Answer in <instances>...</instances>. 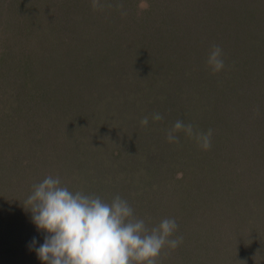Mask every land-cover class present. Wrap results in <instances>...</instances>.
<instances>
[{
	"label": "trees",
	"instance_id": "1",
	"mask_svg": "<svg viewBox=\"0 0 264 264\" xmlns=\"http://www.w3.org/2000/svg\"><path fill=\"white\" fill-rule=\"evenodd\" d=\"M130 1L99 0L94 10L93 0H0L4 29L18 36L10 62L38 67V89L26 98L0 77V204L26 201L50 164L47 175L71 191L107 202L119 195L149 227L234 215L240 229L231 222L223 231H235L241 249L246 229L264 234L262 183L235 156L239 138L264 120V0H166L143 17ZM213 45L225 64L215 74L206 63ZM177 120L211 129L210 150L182 131L173 143L183 148L173 147L167 132ZM252 153L264 168V150ZM191 158L197 173L172 187V170H192Z\"/></svg>",
	"mask_w": 264,
	"mask_h": 264
},
{
	"label": "clouds",
	"instance_id": "2",
	"mask_svg": "<svg viewBox=\"0 0 264 264\" xmlns=\"http://www.w3.org/2000/svg\"><path fill=\"white\" fill-rule=\"evenodd\" d=\"M92 7H100L99 0H93ZM206 63L213 74L224 69L220 46L211 47ZM162 119L159 113L152 116L154 121ZM140 123L147 126L149 117ZM181 131L202 150H210L211 129L197 133L191 123L177 120L167 132L168 142L178 143L176 133ZM23 205L37 228L47 233L44 243L34 249L44 264H157L166 246L175 249L182 242V237L171 239L178 229L175 219L164 218L149 228L121 196L107 202L98 195L71 191L58 176L49 175L33 185ZM36 243L34 238L30 247Z\"/></svg>",
	"mask_w": 264,
	"mask_h": 264
},
{
	"label": "rangeland",
	"instance_id": "3",
	"mask_svg": "<svg viewBox=\"0 0 264 264\" xmlns=\"http://www.w3.org/2000/svg\"><path fill=\"white\" fill-rule=\"evenodd\" d=\"M165 1L166 0H131L130 2H132V4H129V6L133 7V10L137 14V16L143 17L148 15L149 11H151L152 8H156L155 12H157V3L165 4ZM176 1L181 4H186L188 2L187 0ZM241 1L242 0H238L239 3ZM246 2L249 3L247 0H245V3ZM141 5H143V7H141ZM175 22L176 20L173 21L172 24H174ZM2 23L3 19L0 18V77L5 76L7 79H9L8 83L3 82V84L8 87L3 88L6 89V91L8 89H13L14 92H21L23 98H26V95L28 93L27 89L33 86L29 89L32 91V93H34L38 89V84L36 83L38 76L34 74V72H38V67L32 71L24 70L25 68H23L21 64H19L18 67H15V64L10 62V60L13 59V52L16 49L15 44L18 40V36L14 34V36L11 37L9 33L5 31ZM2 60H4L5 62L2 63ZM179 104L180 102L174 103L171 107ZM241 120L242 118L240 119V124H238L237 126L239 127V130L240 126L244 128L243 130H245V126H243L244 124ZM263 123L264 120L262 118L260 119L259 124L254 125L253 128H248L249 131L247 135L244 136L245 140L242 141L241 138H239V141H237L236 149L238 150L235 153L236 157L240 156V164H252L256 173L257 183H262V189L259 195V198L261 200L264 198V168L261 164V161H258L253 157L252 152L256 150L262 152L264 150ZM243 133L244 132H242V134ZM173 147H175L176 149H180V147L181 149L183 148L182 145L179 146L176 143H173ZM25 151H21L23 158H31L32 152H30L29 149H26ZM188 160V158L182 159L183 162H187ZM17 162L18 161H16L14 166L19 167ZM193 162L194 168L192 170H187L183 167H175L172 170L174 185L172 187L177 186L178 188V186H180L179 182L185 181V175L188 172L197 173V169L195 168L197 166V162H195V159L191 158V165ZM258 163L259 167L257 169ZM31 165H33L32 162ZM50 168V164L48 166L43 165V169H40L39 173H35V177L37 179L36 182H40L45 177L52 175L50 174V172L47 175V172ZM28 170L29 171L25 172H31L30 170L32 169ZM243 171L244 170L242 168H238L239 173H242ZM36 182L33 183V185L37 184ZM184 187L190 188L189 184L187 183L184 184ZM10 192L11 193L9 194V196L12 194V191ZM190 196L191 193L189 194V197ZM240 196L241 195H239L238 200L244 198L243 196ZM2 203L3 201L0 204V264H44V262L38 258L34 249L35 247H39V245L44 243V238L47 233L40 231L34 224V222L32 221L31 211L27 210L23 205L25 201L23 200L21 202L20 199H5V203ZM183 209L186 210L185 208ZM23 210H25L26 213ZM232 212L234 211L228 210L227 212L223 213L231 214ZM219 215L221 214L217 213L216 216H212L211 218L208 215L204 216L203 222L205 223L203 224L201 221L200 223H193L191 221H188V226H186L185 228L178 227L177 231L173 234L171 239L182 237V242L175 249H171L166 246L162 250L157 264H264V234L263 236H261L246 229L244 231L243 237L244 245L241 243L243 246L241 245L242 248L239 249V235H237L233 230L223 231L230 226L231 222L233 224V227L236 226L235 216L231 215L228 218ZM216 223H218V228H215ZM205 224L207 226V229L210 228L208 230L209 232L207 233L204 232L206 228ZM146 225L148 226V223H146ZM234 229H240L238 224ZM211 237L215 238L214 244H211L209 241L211 240ZM34 238L37 243L34 246L30 247L31 242ZM216 238H218L219 240H217ZM217 241L218 243L221 241L220 244H217ZM215 244L217 245L215 246ZM216 257L221 258V260L215 261Z\"/></svg>",
	"mask_w": 264,
	"mask_h": 264
}]
</instances>
